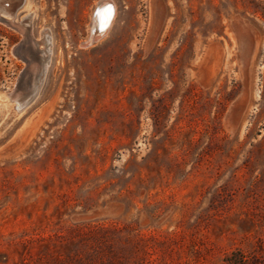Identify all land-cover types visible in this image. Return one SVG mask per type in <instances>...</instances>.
<instances>
[{"label": "rangeland", "instance_id": "obj_1", "mask_svg": "<svg viewBox=\"0 0 264 264\" xmlns=\"http://www.w3.org/2000/svg\"><path fill=\"white\" fill-rule=\"evenodd\" d=\"M102 1L113 21L83 46ZM15 14L19 29L0 21V264H264V0ZM35 40L43 79L18 110Z\"/></svg>", "mask_w": 264, "mask_h": 264}, {"label": "bare ground", "instance_id": "obj_2", "mask_svg": "<svg viewBox=\"0 0 264 264\" xmlns=\"http://www.w3.org/2000/svg\"><path fill=\"white\" fill-rule=\"evenodd\" d=\"M5 2H9V4L5 5ZM25 2H26V0H16V1L15 0H0V18L2 19L1 22H4L11 27L19 29L20 26L18 24L14 23L15 18H16L15 17L16 16L15 11H16L17 7L19 6V4H23ZM110 5L112 6V8L114 10V4H110ZM108 6H109L108 1H102L101 4L98 6L97 11L93 17L92 31L91 32H93L94 29L96 30V32L94 34L95 36L93 38L94 40L97 38H100L105 33V31L107 30V28L111 25V23L113 21L115 11H113V14L110 18H108V19L105 18V13L103 10L105 8H107ZM34 43L36 44L35 45L36 47L32 48V52L28 55H23V57L25 56L24 58H26V60L28 62L27 69L23 75H31V73L34 75V72L36 70H39L38 65L36 63H32V59L27 58V57L33 58V57L39 56L38 53H39L40 49L38 48V41L35 40ZM27 45H30V40L29 39H23L22 42L18 45V47L23 48ZM82 45L87 46L89 44H87V42H85ZM43 74H44L43 70L42 71L39 70V73L37 75H35L36 81H35V85L32 87V89L35 86H40L41 80L43 79ZM19 95H20V93H18L17 95L15 93V94H13V96H11L12 99L18 104L17 105L18 110L20 108V105L17 102V99L20 97Z\"/></svg>", "mask_w": 264, "mask_h": 264}, {"label": "water", "instance_id": "obj_3", "mask_svg": "<svg viewBox=\"0 0 264 264\" xmlns=\"http://www.w3.org/2000/svg\"><path fill=\"white\" fill-rule=\"evenodd\" d=\"M9 2H5V5H8ZM0 21H2V19L0 18ZM96 30L94 29L93 32H91L89 38L87 39V44H90L91 42H93V38H94V34H95ZM40 86H35L32 90L27 91V93H21L19 96V98L17 99V102L20 105L19 110H21L24 106H26V104H29L33 98L36 96L38 90H39ZM13 94H15V91L11 94V96H13Z\"/></svg>", "mask_w": 264, "mask_h": 264}, {"label": "snow or ice", "instance_id": "obj_4", "mask_svg": "<svg viewBox=\"0 0 264 264\" xmlns=\"http://www.w3.org/2000/svg\"><path fill=\"white\" fill-rule=\"evenodd\" d=\"M103 11H104V13H105V18L108 19V18H110V17L112 16L114 10H113L112 6L109 5V6H108L107 8H105Z\"/></svg>", "mask_w": 264, "mask_h": 264}]
</instances>
